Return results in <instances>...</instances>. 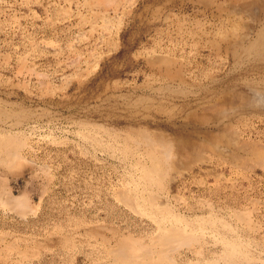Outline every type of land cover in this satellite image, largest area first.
Returning <instances> with one entry per match:
<instances>
[{
	"label": "rangeland",
	"instance_id": "rangeland-1",
	"mask_svg": "<svg viewBox=\"0 0 264 264\" xmlns=\"http://www.w3.org/2000/svg\"><path fill=\"white\" fill-rule=\"evenodd\" d=\"M144 1L0 0V138L25 163L0 162V264H122L107 252L115 237L148 243L172 223L196 235L174 264H207L235 242L250 257L238 264H264V59L229 45L264 12L200 0L157 15ZM142 126L193 144L155 186ZM204 133L220 135L215 147ZM30 170L49 185L40 209L16 191H36ZM125 187L140 213L118 199Z\"/></svg>",
	"mask_w": 264,
	"mask_h": 264
},
{
	"label": "bare ground",
	"instance_id": "bare-ground-1",
	"mask_svg": "<svg viewBox=\"0 0 264 264\" xmlns=\"http://www.w3.org/2000/svg\"><path fill=\"white\" fill-rule=\"evenodd\" d=\"M105 1L109 2L110 0H105ZM243 7L245 9H248V8L252 9L251 10L252 13L256 11L264 12V0H244ZM254 28L255 27H252L248 31V34H245L242 38L240 37L241 39L240 38L234 39L233 41L229 43L230 51L233 56L238 57V55L242 53L243 55L259 56V58L264 59V25L257 26V29L255 28V30ZM252 33L255 35V37L251 41L248 40L246 43V40L249 38V36ZM225 39H226V36H225ZM237 45L239 46L236 47ZM152 64H155L157 66H163L165 64V60L156 59L152 61ZM178 78L179 79L177 80H180V77ZM226 106H232V105H229V103L224 100L216 104L215 106L206 108L201 113V115H199V117L195 119L200 120L198 123H203L206 121L207 118L205 119V117H207L208 115L222 114L221 112H223ZM188 117L194 118L192 115H188ZM137 132L140 134V138L137 139L138 140L137 144L138 145L142 144L147 148V153L149 154L150 159L152 160V164L150 166L147 165L144 167V178L143 179L145 183L149 185L152 184L155 186L159 184L160 181L163 182V178L166 176V173L171 168L170 167L171 165L167 161V159L178 157L179 154L182 153L183 151H186V152L189 151V147L193 145L191 143V138H190L191 136H180V135L176 136L175 135L176 137H173L172 135L164 132L163 130H160V129L150 130L149 128L145 126L139 127ZM203 136L204 138H208V142L213 147H215L216 144L219 142V137H220L219 134L204 133ZM14 142H15L14 139H12L10 136H6L4 139L0 138V154H2L3 156L2 159H0V162L3 166L8 165L5 167H10L12 170L19 169V167H22V165L25 164L19 158V155L17 154L16 149H14V144H15ZM193 149L194 148H191V150ZM150 196L151 195L148 194L144 198V200L148 202L151 201ZM117 197L121 201V203L124 204L123 206L126 205V207L128 206L130 209L134 210L136 213H140L139 212L140 203L136 200L135 198L136 195L134 196L133 192L130 193L129 189H127L126 187L119 189L117 191ZM24 199H25V195H24V192H22L21 194L13 198V200L12 199L11 200L16 201L18 205L22 206ZM245 213L246 212H238L237 218H239L241 221L251 226ZM165 223H167V221ZM183 230L181 228L174 226L173 223L169 225L166 224L164 226H161V232L160 230H158L159 231L158 234L154 233L155 235L152 237V240L149 241L148 243H143L141 239L138 238L139 236L137 238H134L131 235L121 234L115 237L113 242H110L111 246L108 247L107 252L110 254L111 258L121 261L122 264H151L152 261L154 260H157L156 264H174V260L172 257L173 252L180 245H188L196 241V237H195L196 235L194 236L192 233L183 231ZM224 248L225 249L223 250L221 255L217 257L218 259L216 258L217 260H214V259L211 261L209 260V262L207 261L208 262L207 264H238V262L242 258L243 260L250 259L249 255L244 249L243 244L242 246H240L239 244H236L235 242V243L229 244L228 246ZM189 264H200V263L198 261H194V262H190Z\"/></svg>",
	"mask_w": 264,
	"mask_h": 264
},
{
	"label": "crops",
	"instance_id": "crops-1",
	"mask_svg": "<svg viewBox=\"0 0 264 264\" xmlns=\"http://www.w3.org/2000/svg\"><path fill=\"white\" fill-rule=\"evenodd\" d=\"M139 1L142 2L144 0L142 1L139 0ZM144 2H145L144 5L150 8H153L154 12L157 13V15L169 9H174L178 7L182 8V7H191V6H196V5L205 6L204 3L201 2L200 0L199 1H196V0H145ZM215 2L216 0L213 1V3ZM207 7H209V5ZM25 173L28 176V181L34 180L37 182L36 191L33 192L32 190H28L26 186L27 182L16 187V191L26 188L29 199L36 206V208L40 209V206L43 204L41 199L43 198V195L47 192L49 185L46 183V180L42 177V175L40 176L37 174V171L30 170V171H26ZM58 223H62V220H60V222ZM54 240H56V238ZM56 244L57 246H59V249H60L61 245H59L57 242Z\"/></svg>",
	"mask_w": 264,
	"mask_h": 264
}]
</instances>
